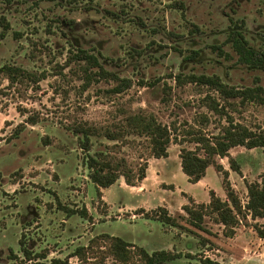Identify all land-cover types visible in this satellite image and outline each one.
Wrapping results in <instances>:
<instances>
[{"label":"rangeland","instance_id":"obj_1","mask_svg":"<svg viewBox=\"0 0 264 264\" xmlns=\"http://www.w3.org/2000/svg\"><path fill=\"white\" fill-rule=\"evenodd\" d=\"M231 20L244 22L242 30L253 48H264V0H0V67L29 72L14 82L0 72L1 263L12 264L10 251L19 254L22 238L33 250L46 251L47 259L68 257L77 246L84 247L81 259L68 257L70 264H137L136 246L181 254L167 264H203L204 258L217 264H264V238L254 228L264 226L263 218L247 216L226 236L223 226L207 217L202 229L195 228L181 209L189 195L208 201L210 189L224 198L221 175L212 165L196 183L181 171L179 148H194L183 137L187 130L211 136L231 119L264 131V103L224 99L206 85L174 78L205 74L237 88L264 86V72L238 63L225 43ZM93 45L100 48L104 68L132 80L128 89L111 92L113 80L86 79L82 61L66 65L74 47ZM191 49L199 55L183 59ZM207 96L222 108L221 114L209 109ZM141 109L174 124L177 140L185 141H171L167 157L153 158L142 137L113 142L90 136L91 152L109 150L132 167L142 156L149 164L142 189L130 188L121 178L97 196L73 129L115 125L124 114ZM229 155L240 173L230 169L227 157L216 160L228 170L244 203L246 183L264 177L263 150L235 146ZM157 206L167 207L177 227L140 214V209ZM66 208H84L86 216L70 215ZM104 234L133 245L128 262L109 253Z\"/></svg>","mask_w":264,"mask_h":264},{"label":"trees","instance_id":"obj_2","mask_svg":"<svg viewBox=\"0 0 264 264\" xmlns=\"http://www.w3.org/2000/svg\"><path fill=\"white\" fill-rule=\"evenodd\" d=\"M9 2L10 0H6ZM231 28L225 39V43H230L233 52L237 55L238 63L246 68L264 72V48L255 49L247 39L242 27L244 22L237 24L231 20ZM237 24V25H236ZM7 28V23L2 25ZM197 30V26L194 27ZM264 40V36H263ZM213 50H220V45L210 46ZM74 50L68 52L66 65L72 61L83 62L80 69L83 71L86 79H103L113 80L114 86L111 92L120 93L131 86L132 80L126 77H119L103 67L99 60L100 52L81 47H74ZM199 50L191 49L189 54L184 55L183 59H192L199 55ZM222 52V50H221ZM226 56V52L223 51ZM93 70V72H88ZM5 77L14 82L16 77L28 75L29 72L20 66L3 65L0 67ZM32 77V75L30 76ZM177 82H190L198 85H206L216 91L221 97L237 98L240 103L258 102L264 103V86L259 84L255 86H245L241 88L228 86L220 78L213 75L205 74H188L174 75ZM141 84H155L154 81L143 82ZM212 104L208 107L217 114L222 113V108L218 107L213 98L207 96ZM78 137V146L84 152L81 157V163L86 170L88 180L94 185L96 195H100V189L107 188L115 183L119 178L128 186H138L139 183L147 176L148 162L147 158H142L134 167L130 166L124 157L113 156L109 150H95L91 152L90 136H103L110 141H123L128 135H134L144 138L148 155L153 158H165L168 155V147L171 141L181 144L182 137L174 124H165L158 120L152 112L143 109L132 113L124 114L115 125L96 127L93 125H78L73 129ZM192 142L194 148L180 147L178 157L180 160L181 171L186 175L187 180L196 183L205 174V170L212 165L216 172L221 175L224 198L219 197L210 189L208 191L209 200L204 202H195L191 197H187L188 202L181 206L182 211L186 214L187 221L195 228L202 229L204 219L207 217L211 221L223 226L226 236L234 234V228L241 219L249 216L251 219H264V177L260 181L246 183V200L244 203L232 187L228 179V170H226L216 157H227L231 170L240 173L239 165L229 155V150L235 146H243L247 149L261 148L264 155V131H254L247 126L233 122L231 119L227 124L222 126L220 131L211 136H206L200 129L187 130L184 138ZM109 147V146H106ZM112 147V146H111ZM172 187V185H170ZM70 215L78 214L80 217L86 216V210L81 208L67 209ZM140 214L150 220H156L163 226L177 227L176 219L165 206H157L149 211L140 209ZM256 233L259 237L264 238V226L254 224ZM109 241V253L119 262L126 263L129 261L131 253L130 247L133 245L128 241L118 237L104 234ZM19 254L10 251L8 259L12 264H70L68 257L76 256L81 259L84 256L85 248L77 246L68 257H51L47 259L46 251H35L22 238L18 240ZM134 255H137L139 262L137 264H167L170 261L178 259L181 254L156 249L147 251L141 246L135 247ZM186 257H192L185 254ZM14 262V263H13ZM0 264H3L0 262ZM78 264V263H76ZM203 264H217L215 261L204 258Z\"/></svg>","mask_w":264,"mask_h":264},{"label":"crops","instance_id":"obj_3","mask_svg":"<svg viewBox=\"0 0 264 264\" xmlns=\"http://www.w3.org/2000/svg\"><path fill=\"white\" fill-rule=\"evenodd\" d=\"M148 166H149V164H148ZM148 169H149V167L147 168V176L140 182L141 184H143V182L147 179V177H148ZM119 179H121V178H119ZM122 181V183H124L123 182V179L121 180ZM140 183H139V186H129L130 188H135V189H142V185H140ZM125 184V183H124ZM126 185V184H125ZM102 189H100V191H101ZM183 195H185V194H183ZM188 197V196H187ZM187 197H186V199H187ZM189 197H191L195 202H198L192 195H189ZM209 200V199H208ZM207 202V201H206ZM206 202H204V203H206ZM111 235V234H110Z\"/></svg>","mask_w":264,"mask_h":264},{"label":"flooded vegetation","instance_id":"obj_4","mask_svg":"<svg viewBox=\"0 0 264 264\" xmlns=\"http://www.w3.org/2000/svg\"><path fill=\"white\" fill-rule=\"evenodd\" d=\"M60 23H62V21L60 22ZM69 29H70V27H69ZM81 48H84V47H81ZM91 48H94V50H97V51H99L100 52V48H98L97 46H90V47H88V48H85V49H91ZM176 50V49H175ZM101 52H100V55H99V60L101 59ZM101 62V61H100Z\"/></svg>","mask_w":264,"mask_h":264}]
</instances>
